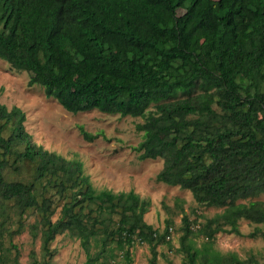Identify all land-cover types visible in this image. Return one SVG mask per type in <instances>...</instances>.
<instances>
[{
  "label": "trees",
  "instance_id": "16d2710c",
  "mask_svg": "<svg viewBox=\"0 0 264 264\" xmlns=\"http://www.w3.org/2000/svg\"><path fill=\"white\" fill-rule=\"evenodd\" d=\"M0 59L69 113L144 119L133 150L164 161L156 181L223 209L204 222L184 214V264H261L214 242L243 236L242 220L264 237V0H0ZM26 122L0 102V246L29 229L44 254L32 264H51L61 235L80 242L85 264L121 253L133 264L144 244L158 264L172 222L148 224L151 202L134 191L96 190L81 161L37 144Z\"/></svg>",
  "mask_w": 264,
  "mask_h": 264
},
{
  "label": "rangeland",
  "instance_id": "374dc122",
  "mask_svg": "<svg viewBox=\"0 0 264 264\" xmlns=\"http://www.w3.org/2000/svg\"><path fill=\"white\" fill-rule=\"evenodd\" d=\"M29 82L28 72L17 71L0 59V102L9 109L19 107L26 113V129L34 141L69 160L81 161L85 174L90 176L96 190H111L115 193L134 191L149 200L151 207L145 215V221L161 232L165 230L167 222L171 221L173 228L171 246L158 247V264H184L183 255L176 251L180 247V227L184 214L204 222L205 218H213L223 209L201 206L190 191L156 181V176L164 168V161H142L139 159L140 154L133 150L142 141L143 133L138 132L136 126L143 123L144 119L122 118L97 110L72 114L55 99L48 98L43 87H29ZM80 127L92 135H98V138L93 142L87 141ZM256 200L264 202V195ZM33 221V218L30 219L31 223ZM256 227L261 225L242 220L240 230L243 236L220 233L214 242L215 249L235 252L242 259L254 256L259 263L264 264V237H249ZM205 242L204 237L196 239L198 247H202ZM52 249L55 255L51 264L86 262L87 256L80 242L67 235L57 236ZM131 251L133 264H150L152 255L147 244L136 245ZM33 253L43 262L42 243L40 239H33L29 229L15 236L11 242L6 239L0 246V257L7 261L6 264H32ZM110 264H124L123 253L117 254Z\"/></svg>",
  "mask_w": 264,
  "mask_h": 264
}]
</instances>
